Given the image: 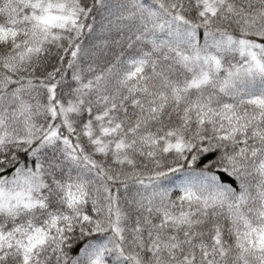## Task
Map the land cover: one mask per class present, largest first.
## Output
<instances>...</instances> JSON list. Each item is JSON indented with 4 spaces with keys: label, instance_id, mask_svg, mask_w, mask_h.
Instances as JSON below:
<instances>
[{
    "label": "snow or ice",
    "instance_id": "6c2138e0",
    "mask_svg": "<svg viewBox=\"0 0 264 264\" xmlns=\"http://www.w3.org/2000/svg\"><path fill=\"white\" fill-rule=\"evenodd\" d=\"M0 264H264V0H0Z\"/></svg>",
    "mask_w": 264,
    "mask_h": 264
}]
</instances>
